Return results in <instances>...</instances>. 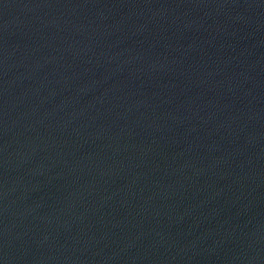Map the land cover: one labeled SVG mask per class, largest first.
<instances>
[{"label": "water", "instance_id": "1", "mask_svg": "<svg viewBox=\"0 0 264 264\" xmlns=\"http://www.w3.org/2000/svg\"><path fill=\"white\" fill-rule=\"evenodd\" d=\"M0 264H264V0H0Z\"/></svg>", "mask_w": 264, "mask_h": 264}]
</instances>
